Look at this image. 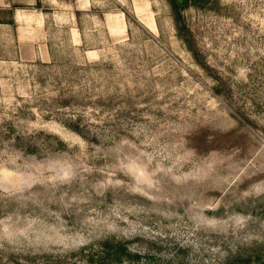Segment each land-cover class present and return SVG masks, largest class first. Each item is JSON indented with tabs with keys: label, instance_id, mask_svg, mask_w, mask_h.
Masks as SVG:
<instances>
[{
	"label": "rangeland",
	"instance_id": "obj_1",
	"mask_svg": "<svg viewBox=\"0 0 264 264\" xmlns=\"http://www.w3.org/2000/svg\"><path fill=\"white\" fill-rule=\"evenodd\" d=\"M32 12L0 25V264H264V0Z\"/></svg>",
	"mask_w": 264,
	"mask_h": 264
},
{
	"label": "crops",
	"instance_id": "obj_2",
	"mask_svg": "<svg viewBox=\"0 0 264 264\" xmlns=\"http://www.w3.org/2000/svg\"><path fill=\"white\" fill-rule=\"evenodd\" d=\"M49 1L53 2V0H0V25L17 24L20 18L19 11L32 12L39 3Z\"/></svg>",
	"mask_w": 264,
	"mask_h": 264
},
{
	"label": "trees",
	"instance_id": "obj_3",
	"mask_svg": "<svg viewBox=\"0 0 264 264\" xmlns=\"http://www.w3.org/2000/svg\"><path fill=\"white\" fill-rule=\"evenodd\" d=\"M102 246H103V253L106 252L105 257L111 258L116 262L119 261L121 256L125 254V248L119 243L116 244L105 243Z\"/></svg>",
	"mask_w": 264,
	"mask_h": 264
},
{
	"label": "water",
	"instance_id": "obj_4",
	"mask_svg": "<svg viewBox=\"0 0 264 264\" xmlns=\"http://www.w3.org/2000/svg\"><path fill=\"white\" fill-rule=\"evenodd\" d=\"M178 2H179V3H181V2H182V0H178Z\"/></svg>",
	"mask_w": 264,
	"mask_h": 264
}]
</instances>
